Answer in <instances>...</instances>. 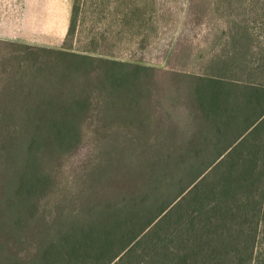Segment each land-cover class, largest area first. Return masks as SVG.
<instances>
[{"label":"trees","instance_id":"1","mask_svg":"<svg viewBox=\"0 0 264 264\" xmlns=\"http://www.w3.org/2000/svg\"><path fill=\"white\" fill-rule=\"evenodd\" d=\"M78 10L61 47L0 57V264H264V38L157 75L105 34L74 49Z\"/></svg>","mask_w":264,"mask_h":264},{"label":"rangeland","instance_id":"2","mask_svg":"<svg viewBox=\"0 0 264 264\" xmlns=\"http://www.w3.org/2000/svg\"><path fill=\"white\" fill-rule=\"evenodd\" d=\"M117 1V10L129 23L123 16L116 17L119 12L113 11L112 5ZM148 1L79 0L74 49L88 48L92 37L105 34L109 41L105 53L110 58L141 62L154 68L157 75L169 68L198 74L218 64H209L212 54L220 57L233 46L224 31L240 26L248 28L255 40L264 38V22L254 15L256 4L264 0H236L229 8L226 0ZM72 4L73 0H0V57L14 55L17 45L61 47ZM143 93L144 88H139L137 96ZM144 107L139 104L135 109L138 123L145 122L141 117ZM132 117L127 114L125 118ZM142 136L134 134L136 139ZM173 137L169 133L162 140L175 144ZM191 138L192 133L180 142Z\"/></svg>","mask_w":264,"mask_h":264}]
</instances>
